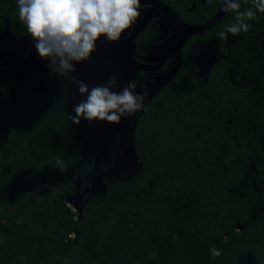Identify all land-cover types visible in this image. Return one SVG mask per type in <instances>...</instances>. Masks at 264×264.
I'll return each mask as SVG.
<instances>
[{
    "label": "trees",
    "instance_id": "16d2710c",
    "mask_svg": "<svg viewBox=\"0 0 264 264\" xmlns=\"http://www.w3.org/2000/svg\"><path fill=\"white\" fill-rule=\"evenodd\" d=\"M257 17L248 33L220 40L234 20L227 12L187 40L147 110L125 118V156L114 140L90 152L87 126L70 119L77 101L68 81L0 77V233L11 240L0 241V264H264V14ZM53 156L68 165L64 174Z\"/></svg>",
    "mask_w": 264,
    "mask_h": 264
},
{
    "label": "clouds",
    "instance_id": "9594fccd",
    "mask_svg": "<svg viewBox=\"0 0 264 264\" xmlns=\"http://www.w3.org/2000/svg\"><path fill=\"white\" fill-rule=\"evenodd\" d=\"M16 3L19 22L31 37L39 58L49 61L50 72L62 77L75 72V64L88 61L100 39L118 42L140 16L141 7L140 0H16ZM222 4L225 12L234 13V20L217 34L220 40H226L228 34L236 37L248 33L249 22L257 20V13L264 14V0H243L244 5H251L244 10L241 0H222ZM73 83L84 97L74 106L75 115L70 117L77 125L81 119L119 124L122 118L147 110L145 101L149 92L146 87L137 92L135 80L122 88L115 78L92 88L74 77ZM51 159L61 174L67 171L68 165L60 156ZM210 254L215 258L222 252L213 247Z\"/></svg>",
    "mask_w": 264,
    "mask_h": 264
},
{
    "label": "flooded vegetation",
    "instance_id": "af4514ba",
    "mask_svg": "<svg viewBox=\"0 0 264 264\" xmlns=\"http://www.w3.org/2000/svg\"><path fill=\"white\" fill-rule=\"evenodd\" d=\"M151 1H156L163 6L158 3L156 5L152 4ZM140 3V16L122 34L118 41L120 45L116 51L105 46L109 42L102 38L97 42L96 50L88 61L75 64V72L70 73L67 77H62L55 72L51 73L48 67L49 61L40 59L36 53L31 37L27 35L26 30L19 22L16 0H0V77L10 81L21 80L23 82L39 78L46 79L49 76L55 81L66 80L69 82V88L72 93L71 97L73 96L74 100L79 103L84 97L78 96L76 84L73 83V77L76 80L77 78L81 80V77L94 79L89 84V88L105 84L106 81L113 78L118 83L121 71L119 66L126 59V55L129 57L128 52L130 48L128 44L133 46L134 60L145 64L144 59L149 57L157 47L165 43L178 31L177 24L170 15L171 11L181 22L188 26H202L215 16L222 5V0L218 8L209 16L206 13H202L203 9L206 11L208 8H213V6L209 5L208 0H176L173 2L170 0L169 2L163 0H140ZM164 6L168 8V11ZM210 29L196 35H203ZM193 36H189L188 39ZM187 40L181 47L178 66L181 62L182 48ZM176 59L177 55H172L157 70L142 69L134 72L130 80L136 81L137 92L142 91L146 87L149 93L150 90H153L151 91L152 94L156 93L161 87L163 78L174 71ZM157 63L155 62L150 65L154 66ZM100 66L102 67L100 68ZM210 66L211 64L207 62L204 71L205 69L208 71ZM157 82H160V87L158 90H155ZM75 105L76 103L74 102L72 108ZM99 122L101 121L90 123L81 119L80 124L87 126L89 129L99 127ZM113 140L114 142H119L118 134ZM73 202L78 205L81 204L79 199H75Z\"/></svg>",
    "mask_w": 264,
    "mask_h": 264
},
{
    "label": "water",
    "instance_id": "95a60500",
    "mask_svg": "<svg viewBox=\"0 0 264 264\" xmlns=\"http://www.w3.org/2000/svg\"><path fill=\"white\" fill-rule=\"evenodd\" d=\"M151 3L156 5L158 2L151 1ZM165 9L168 11L167 7H165ZM226 13L227 12L223 10V4H222L218 12L215 14V16L212 19H210L206 24L202 26H188L183 22H181L176 17V15L171 11L170 15L173 18V20L176 22L178 31L174 33L165 43L157 47L149 57L145 58L144 59L145 64L138 63L136 60H134L133 46H131V44H128L130 48L128 52L129 57H126V59H124L119 66L121 71H120V78L117 83L118 86L122 88L127 82L130 81L132 74L136 71H140L142 69L157 70L161 68L164 62L172 55L174 56L177 55V57L180 58L181 47L183 46L184 42L188 39L189 36L203 33L206 30L210 29L211 27L215 26L222 20V18L225 16ZM155 62L158 63L154 66L150 65ZM174 72L175 71L170 73L169 76L168 75L165 76L162 80V83H165L168 80H170ZM159 87H160V82H157L155 84V90H158ZM129 123L128 121L125 120V118H122L119 124L107 123L103 125L104 122H99V127L87 129L84 132V136L87 139L86 142L87 146L91 148L90 152L99 150L100 153H103L113 142V138L118 134L121 152L124 156L128 155L127 144L130 142V138L132 136L131 124ZM97 133L103 134L105 136L101 140L99 139L100 141L93 140L95 134ZM104 140L107 142V145L105 144L106 146L102 147L101 142H103ZM96 180L99 182V188L98 189L93 188L92 186V189L98 191L100 189V180L99 178H96ZM70 199H72V201L75 200V198H70ZM73 204L76 207V210L80 212L82 205L81 204L78 205L76 203Z\"/></svg>",
    "mask_w": 264,
    "mask_h": 264
},
{
    "label": "rangeland",
    "instance_id": "374dc122",
    "mask_svg": "<svg viewBox=\"0 0 264 264\" xmlns=\"http://www.w3.org/2000/svg\"><path fill=\"white\" fill-rule=\"evenodd\" d=\"M119 45H120V42H115V43H107V45H105V46H107V47H110L112 50H117L118 49V47H119ZM121 57H123L124 58V56L123 55H121ZM126 57H127V55H126ZM125 57V58H126ZM178 63H179V59H178V57H177V59H176V64H175V66H174V71H176L177 70V68H178ZM102 65V64H101ZM102 66H100V68H101ZM175 73V72H174ZM169 76V75H168ZM81 79V81H84L88 86H89V84L91 83V81H93L94 79H87V78H80ZM77 80H79L78 78H77ZM76 89H77V86H76ZM78 96L79 97H81V95L78 93ZM105 124H107V122H104V124L103 125H105ZM112 124V123H111ZM101 133V132H100ZM100 133H97V134H95V136H94V138H93V140H101L105 135H103V134H100ZM97 138V139H96ZM99 140V141H100ZM109 141V140H108ZM107 145V142L104 140L103 142H101V145H102V147H104V146H106ZM99 145H100V143H99ZM92 180H93V183H92V185H93V188H99V182L95 179V177H93L92 178ZM49 188L48 187H46V186H44V185H40L39 187H38V190L39 191H41V190H44V191H46V190H48ZM50 190V189H49ZM73 202V201H72ZM74 203V202H73ZM73 203H70V207H72V210L75 212L76 211V207L74 206V204ZM2 223V222H1ZM0 223V224H1ZM8 241V242H10L11 243V240L9 241V239H7L6 238V236L5 235H2L1 233H0V241Z\"/></svg>",
    "mask_w": 264,
    "mask_h": 264
}]
</instances>
